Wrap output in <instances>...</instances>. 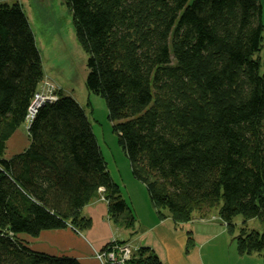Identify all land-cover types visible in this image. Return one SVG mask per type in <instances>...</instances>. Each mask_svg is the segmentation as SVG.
Returning a JSON list of instances; mask_svg holds the SVG:
<instances>
[{"label":"trees","instance_id":"obj_1","mask_svg":"<svg viewBox=\"0 0 264 264\" xmlns=\"http://www.w3.org/2000/svg\"><path fill=\"white\" fill-rule=\"evenodd\" d=\"M131 171L161 220L217 208L264 222V3L261 0H64ZM44 70L22 3H0V264H81L32 250L20 234L86 231L102 189L116 227L136 215L112 177L83 106L59 92L8 153ZM264 260V232L234 235ZM111 243L103 247L108 250ZM138 256V257H137ZM131 264H163L141 247Z\"/></svg>","mask_w":264,"mask_h":264},{"label":"rangeland","instance_id":"obj_2","mask_svg":"<svg viewBox=\"0 0 264 264\" xmlns=\"http://www.w3.org/2000/svg\"><path fill=\"white\" fill-rule=\"evenodd\" d=\"M191 1L189 0V2ZM261 1L264 3V0ZM1 2L8 4L21 2L31 22L39 53H41L45 75L44 81H41L40 90L43 89L44 82L46 85L48 81L54 86L53 91H55L56 96H59L61 90L66 96L74 97L84 107L99 146L108 162V169L112 172L115 180L120 183L127 203L133 204V213L136 218L153 226L144 236L146 238H141L140 232L144 226H140L137 219L138 222L136 221L135 225L139 224L140 228L136 231L141 240L156 244L164 259L166 252L169 254L171 251L174 254L177 253V257L180 258L194 254L193 252L198 249L203 252H208L211 249V251H217L213 253L215 258L223 260L229 258L230 264H238L232 258L233 255L238 254L234 235H239L242 228H245L246 232L253 230L263 234L264 222L262 223L257 218L245 222L241 214L236 215L232 220L234 223V234H232L228 231L227 225L220 221L217 208L211 209L203 217L196 212L194 219L191 218L190 221H185V223L176 224L170 218L161 221L156 210H154L155 207L150 200L146 186L133 176L130 160L120 147L116 132L113 131V124L108 116V105H106L105 99L99 95L89 93L87 90L85 84L88 75L87 55L76 37L72 18L64 0H0ZM24 128L25 126L19 128L12 137L13 140L9 142L13 146L16 140L15 143H18V146L11 148L9 146L8 151H20L17 149L27 144L25 141L28 132ZM149 210L150 213L151 210L155 211L159 219L158 222H155L153 217L151 219V215L148 213ZM200 218H203V221ZM112 242L116 241L110 243ZM118 244L138 246V251H141V246L127 241H120ZM103 251V249H100L99 252ZM99 260L103 264L105 263V261ZM241 260L240 264H264L263 258L257 253L246 257L242 256Z\"/></svg>","mask_w":264,"mask_h":264},{"label":"crops","instance_id":"obj_3","mask_svg":"<svg viewBox=\"0 0 264 264\" xmlns=\"http://www.w3.org/2000/svg\"><path fill=\"white\" fill-rule=\"evenodd\" d=\"M41 83L39 84V88L41 87L40 86ZM28 124H29L28 121H25V123L22 125L25 126L24 128L25 131H27L28 129ZM12 137L8 140V147L10 146V148L18 146L17 145L18 143H15L16 140L14 141L13 146L12 143L10 145L9 142L13 140ZM25 142H27V139ZM24 147L17 150H22ZM16 152L17 151L14 152L8 151L9 154H14ZM111 175L114 178L112 172ZM121 193L125 198L122 189H121ZM97 194L98 195H96L91 202L87 203L82 210L83 215L89 217L92 220L91 226L88 229H86V231H77L71 228H64V229L44 230L38 236H32V235L29 236L27 234H20L19 237L32 250L38 252H45L52 256L56 255V256L72 257L77 259L81 264H103L102 261H100L97 258V254L100 251V249L105 247L111 241H116V242L127 241L128 243H133L141 247H147L151 250V252L153 251L155 252V254L158 256V258H160L163 264H230L229 258L228 260L215 258V256H213V253H216L217 251L216 250L211 251V249L208 252H203L202 250L198 249L197 251L193 252L194 254L183 256L180 258L177 257L178 256L177 253L174 254L171 251L170 254L166 252L165 259L162 258L159 249L156 247V244L154 243L152 244L149 241L141 240L142 237L144 239L146 238L144 236L148 233V231L151 230L153 226L147 224L145 221L144 223L143 221H140L137 218L139 220L140 226L141 225L144 226L140 232L141 236L136 231V229L139 230L140 228L139 224L137 226L135 225L138 221L135 222L134 228L132 229L131 228L128 229L124 227H116L110 220V216H108V205H107V201L105 200L102 189H100ZM132 205H130V207L133 210ZM154 210H151V213L149 210L148 213L151 215V219L153 217L155 222H158L159 219L157 217V214H155ZM199 214L202 217L207 215L203 213H199ZM168 219L169 218L163 220H168ZM200 219L203 221V218ZM173 255L175 256L173 257ZM242 256L246 257L247 255H242ZM242 256L236 254L233 255L232 258L234 261L240 264V262L242 261L241 260Z\"/></svg>","mask_w":264,"mask_h":264},{"label":"built area","instance_id":"obj_4","mask_svg":"<svg viewBox=\"0 0 264 264\" xmlns=\"http://www.w3.org/2000/svg\"><path fill=\"white\" fill-rule=\"evenodd\" d=\"M40 88L35 92L34 99L28 108L29 110L25 119L28 123L34 118L37 111L40 109L39 107L47 102L55 101L59 97L58 95L56 96L55 91H53L54 86L48 81L46 85L44 82L43 89L40 90ZM107 249L106 251L99 252L97 255L99 259L105 261L104 264H129L131 259L135 258L139 252L138 246L132 247V245L129 244L119 245L118 242H112ZM133 255L134 257L132 258Z\"/></svg>","mask_w":264,"mask_h":264}]
</instances>
